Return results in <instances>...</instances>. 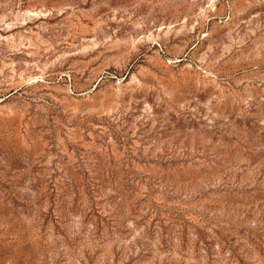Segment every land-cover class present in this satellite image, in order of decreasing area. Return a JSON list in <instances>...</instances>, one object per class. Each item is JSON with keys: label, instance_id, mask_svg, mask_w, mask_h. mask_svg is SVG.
<instances>
[{"label": "rangeland", "instance_id": "1", "mask_svg": "<svg viewBox=\"0 0 264 264\" xmlns=\"http://www.w3.org/2000/svg\"><path fill=\"white\" fill-rule=\"evenodd\" d=\"M0 264H264V0H0Z\"/></svg>", "mask_w": 264, "mask_h": 264}]
</instances>
